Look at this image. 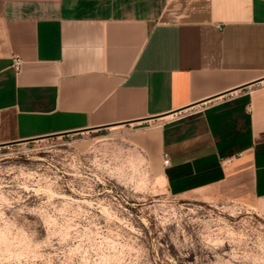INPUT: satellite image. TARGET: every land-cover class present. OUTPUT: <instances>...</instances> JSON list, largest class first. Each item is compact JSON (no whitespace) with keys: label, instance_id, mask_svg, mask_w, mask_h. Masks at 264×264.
Listing matches in <instances>:
<instances>
[{"label":"crops","instance_id":"crops-1","mask_svg":"<svg viewBox=\"0 0 264 264\" xmlns=\"http://www.w3.org/2000/svg\"><path fill=\"white\" fill-rule=\"evenodd\" d=\"M139 123L171 194L264 210V0H0V146Z\"/></svg>","mask_w":264,"mask_h":264},{"label":"rangeland","instance_id":"rangeland-1","mask_svg":"<svg viewBox=\"0 0 264 264\" xmlns=\"http://www.w3.org/2000/svg\"><path fill=\"white\" fill-rule=\"evenodd\" d=\"M153 125L0 146V264H264V210L171 194Z\"/></svg>","mask_w":264,"mask_h":264},{"label":"built area","instance_id":"built-area-1","mask_svg":"<svg viewBox=\"0 0 264 264\" xmlns=\"http://www.w3.org/2000/svg\"><path fill=\"white\" fill-rule=\"evenodd\" d=\"M21 64H22V58L19 56H14L13 63H12L13 68H15V70H19ZM169 162H170L169 157L165 155L164 164L167 165L169 164Z\"/></svg>","mask_w":264,"mask_h":264}]
</instances>
